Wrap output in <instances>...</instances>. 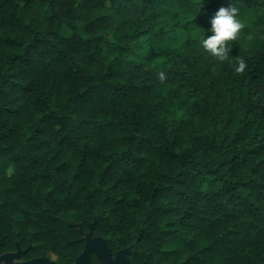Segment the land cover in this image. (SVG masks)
I'll list each match as a JSON object with an SVG mask.
<instances>
[{
	"label": "trees",
	"instance_id": "16d2710c",
	"mask_svg": "<svg viewBox=\"0 0 264 264\" xmlns=\"http://www.w3.org/2000/svg\"><path fill=\"white\" fill-rule=\"evenodd\" d=\"M94 220L132 264H264V0H0V253L74 264Z\"/></svg>",
	"mask_w": 264,
	"mask_h": 264
},
{
	"label": "clouds",
	"instance_id": "9594fccd",
	"mask_svg": "<svg viewBox=\"0 0 264 264\" xmlns=\"http://www.w3.org/2000/svg\"><path fill=\"white\" fill-rule=\"evenodd\" d=\"M243 28L244 22L238 7L229 2L227 6L219 7L211 16L208 34H205V31L199 33V45L206 54L217 61H231L232 42L238 40ZM246 67L247 61L243 57L236 58L234 71L240 73ZM159 79H166L163 71L159 73Z\"/></svg>",
	"mask_w": 264,
	"mask_h": 264
},
{
	"label": "water",
	"instance_id": "95a60500",
	"mask_svg": "<svg viewBox=\"0 0 264 264\" xmlns=\"http://www.w3.org/2000/svg\"><path fill=\"white\" fill-rule=\"evenodd\" d=\"M96 220L89 224V231L85 233L83 228L78 223L69 224L77 228L82 234L83 237L80 239L84 243L81 253L75 258L74 264H91V256L94 255L95 258L103 264H132L129 255L131 254V247L127 249H121L112 254L107 240L94 235V225ZM16 253L5 254L0 256V261H4V264H15L13 263L14 259H18L25 251H21L19 246H16ZM17 264H56L55 261L49 259L48 257L44 258H34L24 263Z\"/></svg>",
	"mask_w": 264,
	"mask_h": 264
},
{
	"label": "flooded vegetation",
	"instance_id": "af4514ba",
	"mask_svg": "<svg viewBox=\"0 0 264 264\" xmlns=\"http://www.w3.org/2000/svg\"><path fill=\"white\" fill-rule=\"evenodd\" d=\"M89 226V225H88ZM84 231V230H83ZM88 231H89V228H88ZM88 231H84L85 233H87ZM79 233L81 234V237H80V239L83 237V234L79 231ZM95 235V234H94ZM96 236V235H95ZM80 239H79V241H80ZM81 242V241H80ZM83 243V242H82ZM19 246V248H20V250L21 251H25L22 255H21V257L20 258H18V259H14L13 260V263H15V264H17V263H24V262H26V261H29V260H31V259H34V258H44V257H31V258H25V255H26V253L28 252V250L30 249V246H28V247H26V248H22L19 244H18V242H15V249L14 250H10V251H5V252H2V253H0V256H2V255H5V254H12V253H16V251H17V248H16V246ZM83 245H84V243H83ZM49 259H50V257L49 256H47ZM52 260V259H51ZM53 261H55L56 262V264H57V259L56 260H53ZM75 263V262H74ZM0 264H4V261H0Z\"/></svg>",
	"mask_w": 264,
	"mask_h": 264
},
{
	"label": "rangeland",
	"instance_id": "374dc122",
	"mask_svg": "<svg viewBox=\"0 0 264 264\" xmlns=\"http://www.w3.org/2000/svg\"><path fill=\"white\" fill-rule=\"evenodd\" d=\"M79 224V223H78ZM49 257H50V259H52V260H56L57 259V257L56 256H54V255H48Z\"/></svg>",
	"mask_w": 264,
	"mask_h": 264
}]
</instances>
